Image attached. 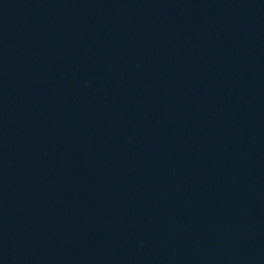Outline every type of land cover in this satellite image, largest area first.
<instances>
[{"label": "water", "instance_id": "95a60500", "mask_svg": "<svg viewBox=\"0 0 264 264\" xmlns=\"http://www.w3.org/2000/svg\"><path fill=\"white\" fill-rule=\"evenodd\" d=\"M0 264H264V0H0Z\"/></svg>", "mask_w": 264, "mask_h": 264}]
</instances>
